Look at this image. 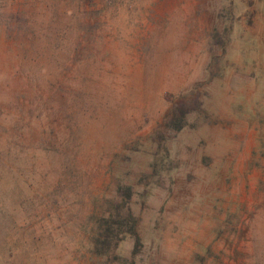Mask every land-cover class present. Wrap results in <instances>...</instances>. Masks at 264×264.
<instances>
[{
    "label": "rangeland",
    "instance_id": "obj_1",
    "mask_svg": "<svg viewBox=\"0 0 264 264\" xmlns=\"http://www.w3.org/2000/svg\"><path fill=\"white\" fill-rule=\"evenodd\" d=\"M0 264H264V0H0Z\"/></svg>",
    "mask_w": 264,
    "mask_h": 264
},
{
    "label": "trees",
    "instance_id": "obj_2",
    "mask_svg": "<svg viewBox=\"0 0 264 264\" xmlns=\"http://www.w3.org/2000/svg\"><path fill=\"white\" fill-rule=\"evenodd\" d=\"M123 193H124V195H123V197L126 199V198H129V196H130V194H131V190L128 188V187H124V189H123ZM126 196V197H125ZM122 222V221H121ZM110 228L111 227H106V229H108V230H110ZM126 231L128 232V233H131V235H135V233H134V229H133V227L131 226V225H128L127 226V229H126ZM136 237V236H135ZM137 238V237H136Z\"/></svg>",
    "mask_w": 264,
    "mask_h": 264
}]
</instances>
